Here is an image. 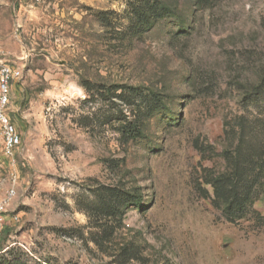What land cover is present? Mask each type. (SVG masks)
Returning a JSON list of instances; mask_svg holds the SVG:
<instances>
[{"label":"rangeland","instance_id":"1","mask_svg":"<svg viewBox=\"0 0 264 264\" xmlns=\"http://www.w3.org/2000/svg\"><path fill=\"white\" fill-rule=\"evenodd\" d=\"M137 1L0 0V49L23 69L12 155L0 128V198L16 190L0 264H264V219L252 212L264 216V178L237 222L202 184L237 144L226 127L248 111L264 119V95L244 104L264 76V0H164L167 16L128 34ZM124 91L141 96L125 104ZM125 121L142 135L127 140ZM100 184L140 199L110 238L87 213Z\"/></svg>","mask_w":264,"mask_h":264},{"label":"trees","instance_id":"2","mask_svg":"<svg viewBox=\"0 0 264 264\" xmlns=\"http://www.w3.org/2000/svg\"><path fill=\"white\" fill-rule=\"evenodd\" d=\"M210 0H198V3L206 4ZM166 5L164 0H138L133 6L126 32H141L152 27L161 17L167 16L162 13L161 6ZM104 14H100V20ZM87 91L92 88L83 83ZM264 95V76L260 83L251 90L244 98L246 110L253 105L255 100ZM141 95L134 94L130 97L122 92L118 97L123 99L125 104H134ZM141 109V104L138 105ZM148 114L153 115L158 112L156 106L146 105ZM117 117V118H116ZM238 121L230 128L225 129V134L229 139L237 138V144L233 148H225L221 156L225 162V168L218 171L213 168L205 167V174L202 184L212 188V204L215 208L222 211L224 218L230 222H237L252 211V203L255 197L260 194L261 179L264 178V133L260 127L264 124V119L254 116L248 111L246 114L238 115ZM107 120L113 124L114 120H120L118 115H109ZM227 123L226 126H228ZM260 124V125H259ZM263 127V126H262ZM119 131L123 136L130 140L142 135L141 127H137L132 121L120 122ZM203 197L210 196L209 189L200 187ZM92 199L87 204L88 216L94 220H104L102 233L107 237L113 235L115 228L112 225L114 220L123 221L127 209L139 202L128 189L119 185L100 184L92 190ZM258 220H263L264 216L256 210ZM255 219V220H256ZM134 258V255H129Z\"/></svg>","mask_w":264,"mask_h":264},{"label":"built area","instance_id":"3","mask_svg":"<svg viewBox=\"0 0 264 264\" xmlns=\"http://www.w3.org/2000/svg\"><path fill=\"white\" fill-rule=\"evenodd\" d=\"M23 77V69L14 60L5 57L0 49V128L3 131L5 150L12 155L22 142L17 126L11 116L12 88ZM16 190L12 187L0 198V230L4 224V213L14 198Z\"/></svg>","mask_w":264,"mask_h":264}]
</instances>
